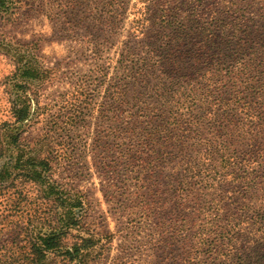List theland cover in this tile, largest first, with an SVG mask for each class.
Instances as JSON below:
<instances>
[{
	"label": "rangeland",
	"instance_id": "374dc122",
	"mask_svg": "<svg viewBox=\"0 0 264 264\" xmlns=\"http://www.w3.org/2000/svg\"><path fill=\"white\" fill-rule=\"evenodd\" d=\"M20 1L14 15L0 18V46H4L0 48V145L12 151L14 161L22 158L26 165L40 147V156L46 154L47 144L54 140L55 180L71 196H83L87 204L73 209L72 217L81 221H73L62 238L68 249L89 240L88 251L81 253L88 252L84 261L52 254L46 264H222L229 247L221 241L222 229L236 232L257 213V196L245 194L248 188L241 184L225 181L245 156L264 159V134L259 137L258 129L254 131L264 120V89L253 92L252 84L239 82L223 88L218 82L227 80L225 71L218 72L216 84L208 82L204 75L213 68L210 53L200 54L203 65L195 67L199 73L176 74L175 58L180 64L188 58L181 54L182 47L175 50L171 32L175 25H190L193 20L210 23L214 7L206 0H155L147 11L149 20L137 26L132 15L137 0H123L130 13L123 28L97 33L98 9L93 0ZM136 27L140 35L134 32ZM20 49V56L28 60L31 54L48 72L27 85L32 104L29 121L10 127L19 133L22 152L8 146L10 132H6L12 122L10 102L17 96L15 85L22 82L15 62ZM144 60L155 70L144 82L135 81L134 68ZM158 84L172 87L176 98L159 99ZM206 85L208 93L200 96ZM117 89L125 91L118 103ZM218 99L247 102L252 136L234 147L237 152L229 156V169L226 165L218 169V161L210 166L214 171L190 178L181 189L184 173L174 169L183 154L180 150H199L211 138L208 127L197 126V117L201 106ZM73 104L79 106L77 111ZM175 118L180 119L179 127ZM153 128L160 130L155 134ZM195 128L200 134L193 133ZM224 134H214L215 146L222 145ZM162 153L165 156L159 160ZM191 154L193 158L195 152ZM142 163L145 169L139 168ZM18 171L16 180L5 183L10 192L5 197L0 193V215L8 198L15 200L10 221L0 227V255L10 264H36L30 254L32 239L39 229L56 225L65 209L48 198L39 183Z\"/></svg>",
	"mask_w": 264,
	"mask_h": 264
},
{
	"label": "trees",
	"instance_id": "16d2710c",
	"mask_svg": "<svg viewBox=\"0 0 264 264\" xmlns=\"http://www.w3.org/2000/svg\"><path fill=\"white\" fill-rule=\"evenodd\" d=\"M76 2L79 3L81 1L76 0ZM93 2L96 9H98V16L95 20L96 25L94 26V29H97V33L102 31L116 33L123 28L122 25L129 13L128 2L123 0H93ZM154 3L155 0L136 1L132 15L136 19L134 21L135 24H139L137 26H140L144 20V22L149 20V18H146L149 15L147 11H149V6H153ZM206 3L210 7H214L211 8L212 10L215 9L211 11L213 17L210 18V23H208L209 21L201 23V20H193L190 25H175V31L171 32L173 36L169 40L175 42V50H180L178 47H182L181 54L188 58V61L186 63L181 62L182 64L177 62L175 58L176 74L179 75L182 72L191 73L192 71L199 73L198 68L195 69V67L203 65L202 58L207 55L204 53H210L213 68L207 69L208 72L204 75L207 77L208 82L214 83L217 75H219L218 72L225 71L227 80L222 79L218 82V84H222L223 88H227L229 85L234 86V84L239 82L242 85L247 84L246 86L252 84L253 92L263 90L264 0H206ZM20 5V0H0V18L7 19L11 17L20 9ZM81 5L82 3L79 4V6ZM59 8L60 12L65 13L63 11L64 7L59 6ZM251 13L254 14L252 18L250 17ZM193 18L198 20L197 16ZM162 23L158 24V27ZM154 25L156 24L154 23ZM134 32L139 33V35L142 33L139 27H136ZM0 48H4V46L1 45ZM21 48L25 49L24 47ZM22 52L23 50H18L17 56H15V62L17 61L16 76L22 79V82L15 85L17 96L10 102L12 122L7 123L8 129L6 130V132H10L8 146L14 147L18 152H22L21 143L19 142L20 136L18 132L16 134L11 132L10 127L29 121L32 104L31 98L26 92L27 85L30 82L41 80L44 75L48 74L47 70L43 71L40 65L37 64L31 54H28V57L31 58L28 60H25V55L20 56ZM200 54H204V56L201 57ZM134 69L133 79L140 82H144V79L155 70L154 66L145 60ZM206 88L207 85L202 88L200 96L208 93L209 90ZM156 90L161 93L159 99L170 102L174 97L176 98V94L170 86L158 84ZM124 96V90H116L117 103ZM135 101L138 102L140 99L135 98ZM72 107L76 108L75 111L79 108L77 104H73ZM250 110L251 108L247 102L240 104L237 99H229L228 101H220L218 99L216 103L210 102L201 106V115L197 117V126L204 125L208 127L212 133L211 138L205 140L206 144H201L202 147L199 150L193 149L186 152L180 150L183 153L180 156V163L175 164L174 167L176 173H184L179 188L181 187L182 189V186L187 185L190 178L198 177L204 172L214 171L216 168L210 169V166L218 161H221L218 169L224 170L223 165H226L229 169L232 162L229 156L237 152V148L234 147L237 144L244 145L243 142L248 141L249 137L252 136V131H250L249 127L251 122H248ZM239 115L244 116V119H238ZM245 121L248 123H245ZM76 124L79 125V122H76ZM175 124L176 127H179L180 119L175 118ZM262 124H264V120L260 127L254 126V131L258 129L257 135L259 137L264 134V126ZM159 130L160 128H153L155 134ZM187 131H191V129ZM218 131L225 132L223 146H215L216 136L214 134ZM193 133L196 135L200 134L199 128H195ZM51 144L54 146H51ZM55 144L54 140L47 144L48 150L42 156L39 154L42 153L41 147L38 151L33 150L39 153L34 152V156L29 157L26 165L21 164L22 158L14 161L11 156L12 151L7 150L3 144L0 145V160L3 162L0 163V193H2V196L5 197V192L8 193L11 190L5 183L9 180H16L19 176L18 170H20L21 174L39 183L48 198H52L57 203L61 202L63 205L60 204V206L65 209V213L60 217L56 225H50L46 229H39L32 239L30 254L32 255V262L36 264H46L52 254L68 257L71 260L81 257L82 261L88 255V252L81 255L83 250L88 251L86 243L89 240L87 239L83 240V244H76L70 249L65 248L62 244V238L73 228L72 222L81 221L80 218L75 219V217H72L74 216L72 213L73 209L77 207L84 209L87 204L83 196H79V194L71 196L60 188L61 185L55 180L53 176V164L56 161V155H54ZM192 151L195 152L193 158L191 156ZM5 153H8L9 158H7ZM165 153L158 156L159 160L164 158ZM139 159L143 160L140 157ZM141 160L139 161L142 162ZM153 161L155 160L153 159ZM143 163L140 164L139 168L145 169ZM238 167V170L230 174L225 182L231 181L232 183L245 186L248 188L245 194L253 193L254 196H257L259 204L255 217H252L249 221L251 225L247 221L243 222L236 232L222 229L221 241L229 244L226 253L223 254L224 260L222 264H264V175L262 174L264 171V159L262 156H245ZM141 172L140 170H134L135 174H140ZM135 177V185L138 186L140 184L139 176ZM8 201L10 204L9 202L7 203V209L3 210L0 215L1 228L4 227L7 221H10L11 211L15 208H12L15 204L14 197L8 198ZM83 213L85 214V212ZM252 227H257V229H250ZM242 242V246L239 247ZM0 264L10 263L4 255H0Z\"/></svg>",
	"mask_w": 264,
	"mask_h": 264
}]
</instances>
